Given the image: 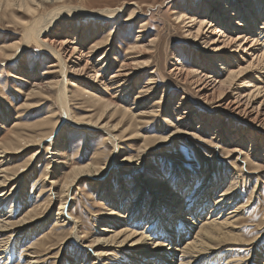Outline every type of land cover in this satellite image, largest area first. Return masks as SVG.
Wrapping results in <instances>:
<instances>
[{
  "label": "bare ground",
  "instance_id": "obj_1",
  "mask_svg": "<svg viewBox=\"0 0 264 264\" xmlns=\"http://www.w3.org/2000/svg\"><path fill=\"white\" fill-rule=\"evenodd\" d=\"M4 1L5 7L12 6L13 0L12 2L10 0H0V5ZM18 1H21L20 4H17L19 7L15 6V8H19L20 10L23 7L27 12L30 11L35 15L39 13V10H44L46 4H49V7L52 9L51 13L46 16V19L44 18L34 26L32 31L30 30V35L32 36V40L38 44V47L48 57L51 56L54 59L49 68L58 67V70L56 69V73L53 71L43 72L45 78H41L40 80H36L34 76L33 79L32 75L31 77L29 75L23 77L33 79V82H31L33 87L31 91L32 97L49 100L53 94H56L63 117H65L63 119L70 126L68 131L79 128L82 131L102 133L104 144H111L112 146L109 155L106 154L105 156L104 152L96 153L95 151L91 158V164L87 163L84 166L71 168L70 174L64 177L58 194L53 193V191H56L54 190L57 187L56 183H49L51 188H49L50 193L48 198L50 201L44 206L29 209L25 218L21 216L22 218L15 222H11V217H6L8 214L4 216V220L1 215L4 213V207L9 198L21 186L20 184L24 182L22 179L27 176L30 168L37 164L38 158L41 156L36 159L33 165L31 160L39 155L40 150L34 153L22 168L18 166V170L14 166L16 170L9 172L8 168H3L0 165V188L5 187L7 182L13 181L11 178L21 179L18 185L12 189L10 187L11 190L8 193L0 194V256L5 254V249L2 251L5 247L3 245L6 242L9 243L11 240L5 236L7 233L11 232L14 234L11 238L22 235L27 240L38 232V234H41L39 239L38 236L36 239L33 238L34 241L24 248L26 252L24 254L26 259L24 264H41L43 262L41 261V257L47 254L45 252L51 250L52 246H57L58 248V252L54 258V262L57 264L59 255L66 250L67 245L72 244V242L79 245L83 239H86L83 235L81 236V226L78 223V218H72L65 211V206L71 201L68 196L70 189H74L76 185H80L84 180L92 187V190L98 191L100 188L105 190L107 184H104V182L106 181L105 177L109 176L108 172L112 169L114 170V168L115 170L119 169L117 167L119 165L123 166L122 164H129L124 167H127L130 173H132L131 175L134 176L133 181L137 187L132 185L129 190H119L121 193H117L114 197L112 191L105 192L101 201L105 202L107 200L109 203L111 202V205L105 209L102 215L100 214L104 220H100L99 224H106L107 226L90 243L91 246H96V250L93 252L98 255L94 256V254L93 256L97 259V256L100 255L105 257V260H119L124 256L127 259H125L126 262L129 264H218L213 262V259L217 250L222 245L241 246L243 247L242 251L247 252L254 248L253 245L264 243L263 233L257 234L251 239L246 238L245 234H243L244 227L253 228L254 230L250 231V233L259 232L260 228L264 227V222L261 221L255 225L253 222L248 221L253 218L246 219L244 222L242 221V217L247 214V210L256 200L258 189L261 186L260 178L262 179L264 174V12H256V8H263L262 4H257L255 7V4H252L249 0H229L226 8L223 10L225 11V18L220 20L222 17L220 12L222 11H218L219 8L215 5L212 9L210 5L212 3L211 0H205V4L202 7L200 6V8L208 9V14L205 12L198 13L200 20L197 22L196 19L193 20V17H188L187 19L189 21L186 24L192 25L187 27L185 24L186 29L195 28V35L185 31L188 37L200 43L203 46V52L211 54L206 58L213 62V66L219 64L221 74L206 69L202 63L199 68L188 70L177 59H173L175 64H172V70L175 71L176 75L180 76L183 82H190L197 90L198 98L203 103L210 104L211 107L213 106L214 112L220 111V108H223L229 115L246 120L251 124V127H248V132L235 129L225 138L224 134H219L222 131L220 130L222 124L220 121L219 126L214 131V136L211 139H206L202 138L201 134L204 135L207 134L205 132L210 133L213 131L214 122L210 118L202 116V118H199L197 127L194 126V123L197 122L195 118L198 116V111L190 109V104H188L189 107L186 108V111L177 115L175 119L176 124H172L170 118H166L170 125L169 128H171L169 134H167L166 129L160 127L156 131L157 134L155 133L156 136L145 134L146 131L144 129L155 118L161 115L160 111L162 116L165 113L164 115L167 114L171 117L174 113H170L173 112L171 109L164 110L163 108L166 99V89L161 93L159 100L154 101L156 83L154 82L153 75L155 74L153 72L150 73L152 77L144 83L145 85L138 88L140 86L139 79L141 74H143V67L147 65L136 61L138 58L143 57V49L146 47L138 45L145 38L143 34L144 30H139L135 44L125 49L123 60H119L118 56L114 55V52H117L120 47L117 48L112 44V35L115 33L113 29L106 34L104 39H102L103 41H97L98 43L89 44V46L86 43H90V36L97 38L100 35L99 30L96 31V34L94 31L91 34L88 33L89 36L85 35V37H82L83 40L80 41V35L84 32V29L80 26L74 33V41L71 43L65 41L57 43L48 39L52 33L51 31L54 30V25L59 22L58 20L66 22L83 21V18L78 19V16L83 14L88 15L85 16V20L89 18L94 19L97 22L96 26H98V23H104L106 26L109 25L108 23H113L119 15H122L121 8L85 10L78 5L71 6L70 4H66L65 0ZM88 1L90 3L94 2V0ZM130 5L135 6L133 2ZM135 16L136 9L129 13L128 19L120 26L130 24L132 21L138 19ZM177 19L184 21L179 16ZM144 25L143 23L140 28H144ZM206 34L210 35V37L211 35L216 36L218 39L212 40L214 37L207 39ZM220 39L222 41L220 42V46L217 47L216 44H218ZM123 45L125 44H122L121 47ZM153 45L154 40L147 44L149 47ZM3 51L5 50L0 51V58L5 61L9 60L13 62L17 57L15 54L13 56L6 55ZM95 53L96 56L99 53L101 55L96 60L97 63L93 65L90 61ZM133 54L135 55L133 56ZM82 63L84 64L82 65ZM24 72H28V69H25ZM159 72L161 73L160 70ZM108 74H110L109 77ZM70 77L73 78L72 82L68 80ZM136 77H139V79ZM248 79H251V82H246ZM76 86L82 87L81 89H77V93L75 92L77 98L82 103V110L85 112L81 117H76L73 114L74 110H72L71 105L72 92L76 91V89L74 91L72 89L76 88ZM134 91H136V95L130 104L131 106H126L129 96L133 95ZM98 92L99 95L97 94ZM184 102V98L180 99L178 109L175 110L181 111ZM37 103L40 104L39 102ZM80 109L81 107L76 110L82 112ZM51 116L53 114L46 117L45 120L42 119L43 121L34 126V130L37 131L36 133H32L34 135L23 132L19 133L15 129L12 131L9 140L5 138L0 141V164L7 162L6 159L8 158L6 157L9 155L15 157L30 145L44 143L49 138V130L61 125L57 121V123L52 121ZM187 117H191L188 120V124L186 122ZM210 121L212 122L211 125L209 124ZM113 122L115 123L112 124ZM15 126L16 124L13 127ZM45 127L50 129L46 130L44 129ZM166 134L167 136H165ZM259 135H261L259 138L260 143L256 146L254 143L257 142L256 138ZM183 136L189 137L188 140L191 142L189 144L194 147L195 151L198 146L201 147L205 157L210 161L209 165L207 160L204 161L205 163L202 164L201 170L209 166L211 168L208 171L211 172L214 166H219L217 173L219 176H215L213 179L206 175L203 177V183L200 186L201 192L190 198L194 199L196 197L193 203H187L188 194L185 192V187L191 184L194 186L196 179L200 178V176L190 174L197 177L190 179L191 176H188L189 171H187L177 184L171 187L170 191L161 188V185H163L161 183L163 175H160L158 169L149 168L150 172L148 173V168L146 171L144 167L146 165V153H150V157L154 159L164 156L162 148L173 144L176 142V138L181 139ZM63 137L61 138L63 139ZM132 139H139L140 141L136 149V155L128 157L124 161L121 160L120 163H116L115 158L119 156V153H122L121 148L123 147L121 146V141H130ZM248 145L250 149L246 151V146ZM63 149L51 150L47 148V150L51 151L49 158H52V160L46 161L43 182L48 180V168H55L56 160L61 156ZM131 152H134V150H131ZM221 155L223 156L222 158H220ZM77 157L79 156L77 155ZM106 157H108L107 162L102 164V161ZM203 158H200V160L203 161ZM221 164L228 166L227 169L225 168V171H221ZM115 173L118 174L121 186H124L123 183L127 179L126 176L119 171ZM196 173H199V171H195ZM253 178L260 183L256 184L257 186H254L248 194V186L252 184ZM192 179L195 180L191 182ZM243 183L245 184L243 185ZM60 193L63 196L62 199ZM148 193L152 198L150 205L147 207L145 197L148 196ZM56 198L59 201V213L54 217L55 222L52 230L56 231L57 228H65L69 224H72V228L66 236L58 239L57 243L52 244V237L54 235L51 237L52 231L44 232L45 234H43L42 230H44V226H46L48 221H52L53 217L50 218L48 212L53 205L52 201ZM185 204L187 207L184 208ZM39 205L42 204L40 203ZM124 210L125 212L123 213ZM75 221L77 222V226ZM146 222H148L147 226L139 230L140 225ZM80 237L81 239H79ZM55 238L53 237V240ZM120 255V258L117 257ZM260 256H264V251L258 253L256 257L254 256L253 260L256 258L257 264H264V258L260 260ZM219 257L225 256L219 255ZM221 258H219V262ZM232 258L234 259V257ZM99 260H95L93 263L96 264V261ZM232 263H235V260ZM98 264H102L101 261ZM119 264H124V262L119 261Z\"/></svg>",
  "mask_w": 264,
  "mask_h": 264
},
{
  "label": "rangeland",
  "instance_id": "obj_2",
  "mask_svg": "<svg viewBox=\"0 0 264 264\" xmlns=\"http://www.w3.org/2000/svg\"><path fill=\"white\" fill-rule=\"evenodd\" d=\"M10 1L12 2V0ZM206 1L205 0H94L93 3H90L88 0H73V4H72V0L71 1L65 0L64 2H67L66 4H70L71 6L78 5L79 7L85 10L121 8L122 13L121 12L120 13L122 15H119L118 16L119 18L117 17L116 19L117 21L115 20L111 24L108 23L109 25H106L107 27L104 25V23H100L103 25H100L98 23V26H96L97 22L94 19L89 18L85 20V16L88 15H83V14L78 16V19L83 18L84 19L83 21L78 20L76 22H72V21L66 22V21L58 20L59 22H57L54 25V30L51 31L52 33L49 35L48 39L57 43L61 41L71 43L74 41V33L80 26H82V28L84 29V32H82V34L80 35V41L83 40L82 37H85V35L89 36V34L93 33V31L96 34V31L99 30L100 35L97 38L90 36L89 38L90 43L88 42L86 43L89 46V44L92 45L94 43L103 41L102 39H104L106 34L113 29L115 33L112 35V44L117 48L120 47L118 49L119 52L118 51L114 52V55L118 56L119 60H123L124 57L123 53L125 49H128V47L130 48L132 45H134L135 39L137 37V32L139 30H144L145 32H143V34L145 38L142 39V41L138 43V45L146 46V47H144L143 49L144 50V52L142 53L143 57L138 58L136 61L138 63L147 64V65L146 67H143L144 71L142 70L143 74H141L140 79L139 77H136L140 80V86H138V88L143 87L145 85L144 83H146V81H148V79L152 77L151 76L152 74L150 73L153 72L155 74L153 75L154 76L153 78L155 79L154 82L156 83L154 101L159 100L161 93L166 89V99L164 101L163 108L164 110L171 109V111L173 112L170 113H174L173 116L169 117L167 114L164 115L165 113H163L162 116V113L160 111L159 113L161 115L155 118L156 120L154 119V121H152V123L147 125L146 129H144V131H146L145 134L156 136L157 134L156 131L159 127L166 129L168 132L167 134H169L171 128H169L170 125L168 124L167 119L170 118L172 124H176L175 119L177 115L186 111V108L189 107L188 104H190V109H194L198 111V116L195 118L197 122L194 123V126L197 127L200 120L199 118H202V116H206L210 118L211 121L213 120L214 122L213 123L214 130L211 131L210 133L205 132L207 134L204 135L201 134L202 138L211 139V137L214 136L213 135L215 134L214 131L219 126L220 121L222 122L220 129L222 131L219 134L221 135L224 134V137L226 138L227 136L230 135V132L235 129L248 132L249 131L248 127H251V124L246 120L229 115V113L224 111L223 108H220V111L218 110L214 112L213 106L211 107L210 104L203 103V101L198 98L197 90L195 89V87L192 86L190 82H183L180 76L176 75L175 71L172 70V64H175V61H173V59H177L178 62H180L184 66V68L188 70H195V68L196 69L199 68L200 64L202 63L203 65H205L206 69H210L212 70V72L214 71L221 74L220 67L218 66L219 64L213 66L212 64L213 62L206 58L209 57L211 54L209 55L203 52L202 51L203 46L200 45V43L195 42L194 39L191 40L192 38L188 37L187 34V32H189L195 35V30H194L195 28L194 29L191 28L189 30L186 29L188 26L192 25V24H188V25L186 24L189 21L187 20L188 17L189 18L193 17L194 18L193 20L196 19L197 22L200 20L198 13L205 12L206 14H208L209 12L208 9L200 8V6L202 7V5H204ZM249 1L252 2V4H255V7L257 4H262L263 8L257 6L258 8H256L257 10L256 12H261V11L264 12V0H255V1L249 0ZM20 2L21 1L16 0L15 2V0H13L12 6L10 7L8 6L5 7V1L0 5V48H2L0 49V51L4 49L5 50L3 51L5 52L4 54L10 56H13L15 54L17 56L13 62H10L9 60L5 61L4 59L0 58V141L4 140L5 138L9 140V137L12 135V131H14L15 129L16 132L19 133L20 132H23L25 134L36 133L37 131L34 130L35 129L34 126L40 123L41 121H43L42 119L45 120L46 117L50 116L51 114H53V116H51L53 119L52 121L54 122L57 121L58 123H61V125H59L55 129L54 128L50 129L48 127H45L44 129L46 130L50 129L49 130L50 135L49 138L45 140L44 143L34 144L33 146L30 145L24 148L15 157L11 155L7 157L5 156L6 158H8L6 159L7 162H3V164L2 163L0 164L3 166V168L5 167L8 168L9 172L10 171L12 172L16 169L18 170L19 169L18 166L22 168L24 165L27 164L31 156H33L34 153L40 150L39 155L37 157L32 158L31 160V163L33 165L36 162V159L39 156H41L38 158L37 164L34 167L30 168L31 172L29 171L27 173V176L24 179H22V181L24 182L21 183L20 184L21 186L17 188V191H15L12 194V196L9 198V201L4 207L5 208L4 213H2L1 217H3L4 220L5 219L4 216L8 214V216L6 217H11L12 218L11 222H15L20 218H22L23 216L25 218L27 216L29 209L31 210L33 207L35 208L37 206L39 207L44 206L47 202L50 201L48 198L50 193L49 188H51L49 186V183L51 182L56 183L57 187L54 188V190L56 191H53V193L58 194L59 190L61 189L63 179L65 176H68L70 174L69 171L71 170V168L76 166H84L87 165V163L91 164V158L94 155L95 151L96 153L104 152L105 156L106 154L109 155L112 146L111 144L110 145L104 144L103 142L104 137L102 133L82 131L79 128H75L71 131H68V128L70 126L63 119L65 117H63L62 109L57 100L56 94H53V96L49 100L44 98L32 97L33 95H31V91L33 90V87L31 85L32 84L31 82H33V79L35 78L36 80H40L41 78H45V76H43V72L45 71H50V72L53 71L56 73V71L58 70V67L49 68V66L52 64L54 59L51 56L48 57L47 54L41 48L38 47V44L35 43L34 40H32L31 38L32 36L30 35V32L33 30L34 26L37 25L40 21H42L44 18L46 19L47 18L46 16H48V14L51 13L50 11H52V9L49 7V4H46L44 10L43 9L39 10V13L35 15L30 11L27 12V10L24 9L23 7L20 8V10L19 8H15V6L19 7V5L17 4L18 3L20 4ZM131 2H133L135 6L130 5ZM211 2L212 3H210V5L212 7L211 6L210 7L212 9L214 8L215 5L218 6L219 8L218 11H222L220 12V15L222 16L220 20L225 18L224 17L225 11L223 10L226 8V4L229 2V0H217V1L211 0ZM134 9H136L135 17H138V19L132 21V23L130 24L120 26L124 21L128 19L129 13ZM178 16L184 19V21H181V19L179 21V19H177ZM143 23L145 24L143 26L144 28H140V26L143 25ZM185 24L187 25V27H185L186 26ZM203 35H205V33H203ZM206 36L207 39L209 38L212 39L213 37L214 38L212 40H215L216 38L218 39V37L216 36L211 35L210 37V35L208 36V34H206ZM153 40H154V45L152 47L147 46V44ZM221 41L222 39H220L218 44H216L217 47L220 46ZM122 44L125 45L121 47ZM100 55L101 53H99L96 56L95 53L92 56L90 62L93 65H95L97 63L96 60L99 58ZM134 55L135 54H133V56ZM83 64L84 63H82V65ZM25 69L26 70L28 69V72H24ZM159 70L161 71V73L159 72ZM28 75L30 77L32 75V78L33 76L34 78L33 79L30 77H29L30 79L23 78ZM109 76L110 74H108V77ZM72 79H73L72 77L68 78L70 82L73 81ZM249 81L251 82V79L246 80V82ZM79 88L81 89L82 87L76 86V88L72 89V91L76 89V91L72 92V102H71L72 110H74L73 114L76 117H81L82 115L85 114V112H83L84 110H82L83 109L82 103L79 100V98H77V94H76L77 89ZM94 94L96 93L94 92ZM97 94L99 95V92ZM135 95H136V91H134L133 95L129 96V99L127 101L128 104H126V106L127 105L131 106L130 104L133 102ZM182 98H184L185 101L184 106L181 107V111L180 110L176 111L175 109H178L177 107L179 106L180 99ZM37 102H39L40 104H38ZM80 107H81L80 110L82 112L76 110L77 108L79 109ZM190 118L191 117H187L186 120L187 124L189 123L188 120H190ZM211 121L209 123L210 125L212 124ZM114 123L115 122H113L112 124ZM15 124L16 126L13 127ZM167 134L165 136H167ZM61 137H63V139ZM260 137L261 135H259V137L256 138L257 142H255L254 145L256 146L259 145ZM188 139H189L188 136H183L181 137V139L176 138L175 139L176 142L162 148L164 156H159L156 159L151 158L150 153H146L147 166L145 165L144 167L146 168V171L148 168V173L150 172L149 168L158 169L160 175L161 174L163 175V179L161 180V183L163 185H161V188L170 191H171V187L177 184V182L181 177H183L185 172L189 171L188 176L190 174L200 176V178H197L195 176L190 175L191 176V177L189 176L190 179L197 178L196 183H194V186L193 184H191L190 186L187 185L185 187V192H187V194L190 195V196L187 195V201H188L187 203H191V202L193 203L196 197L194 199H190V198L193 197L194 195L195 196L198 195L201 192L200 186L203 183L202 182L203 177L206 175L207 177H212L211 179H213L215 176L216 177L219 176L217 175L219 166H214L211 172L208 171L211 168L209 166H207L206 169L201 170L202 164L205 163L204 161H206L207 158L205 157L202 148L198 146L195 151L194 147L189 144L191 142ZM139 144H140L139 139H132L130 141H121V146L123 147L121 148L122 153H119L118 154L119 156L115 158L116 163H120L121 160L124 161L128 157H132L136 155L137 153L136 149L139 146ZM47 148L51 150H61V148L64 149L61 156L58 157V159L56 160L57 163L55 168L50 167L48 168L49 170L47 169L49 173L47 178L48 180L43 182L44 179L43 172L46 167V161L52 160V158H49L51 156L50 154L51 151L47 150ZM249 149L250 146L249 145L246 146V151ZM131 150H134V152H131ZM196 153L198 154V156ZM77 155L79 157H77ZM222 157L223 156L221 155L220 158ZM107 158L108 157H106L105 160L102 161V164L107 162ZM200 158H203V161H201ZM11 159H13L14 161ZM207 161L209 165L210 161L209 160ZM122 165L123 166L119 165V167H117L119 169L115 170L114 168V170L115 172L119 171L121 174L126 176L127 179L125 180V183H123L124 186L123 185L121 186L120 180L118 179V174L115 173L114 170L112 169L111 171L108 172L109 176L106 175L107 177H105L106 181L104 182V184H107L105 190H103L102 188H100L98 191L92 190V187L89 184H87V182L84 180L82 181V183H80V185H76L74 189L73 188L70 189V194L68 196L70 197L71 201L65 206V211L68 212V214L71 215L72 218H76V219L78 218L77 219L78 223L81 226V236L83 235L84 237H86V239L87 238L88 239L87 240L83 239V241H81L79 245L73 242L72 244L67 245L66 250H64V252H62L59 255L57 264H95L93 262H95V260L98 259L100 260L96 261V264H98V262L100 261L102 264L105 263L119 264V261L124 262V264H129L126 262L127 259L123 256V254L121 255L124 258L123 257L120 258L121 255L117 256L120 258L119 260H113V259L105 260V257H102L100 255L97 256L98 257L97 259L94 256L98 254L93 252L96 250V246L90 245V243L93 242V240L97 237V235L101 234L100 231L106 228L107 226L106 224H99L100 220H104L103 218H101L102 213L105 212V209L109 208L108 207L109 205H111V202L109 203L107 200H105V202L101 201L105 195V192L112 191L114 197L117 193H121V191L119 190H123V191L125 189L129 190L132 187V185H134V187H137V185L133 181L134 176L131 175L132 173H130V170L127 169V167H124V166H128L129 164L128 165L122 164ZM14 166L16 169L14 168ZM227 167L228 166H226L225 164H221V171H225ZM197 170L199 171V173L195 174V171ZM11 179L13 181L7 182V184L5 183L7 188L6 186L5 187L1 186L2 188H0V194L8 193L9 190H11L13 187H15L21 182L20 178H14V179L11 178ZM194 180L195 179H192L191 182H193ZM260 181H261L260 184L261 186L258 189L256 200L254 204L247 210L246 212L247 214L242 217L243 222L249 218H253L252 220H248V221L253 222V224L255 225L259 224L261 221L264 222V215H263L264 174L262 176V179L260 178ZM259 183L260 182H258V180H255V178H253L252 184L249 185L250 187L248 186L247 193L249 194L252 191L253 187L257 186L256 184ZM244 184L245 183H243V185ZM122 187H124V189H122ZM60 196H62L61 193ZM62 198L63 196L61 197V199ZM151 198L152 197L149 196V193L148 196L145 197V202L147 204V207L151 203ZM57 200L58 199L56 198L52 201L53 205L51 206L48 212V216L50 218L53 217L52 221L50 222L48 221L49 224L46 223V226H44V230H42L43 234H45L44 232L52 231L50 234L51 237L53 234H54L53 235L54 238L56 236V238L54 239L55 241L53 240L52 237V244L57 243L58 239H61L62 237L66 236V234H68L70 232V229L72 228V224H69L65 226V228H57L56 229L57 232L55 230H52L53 229L52 227L54 226V222H55L54 217L57 213H59L58 212L59 201ZM40 203L42 205H39ZM185 207H187L186 204L184 208ZM124 212L125 210L123 211V213ZM60 220H64V219H60ZM147 223L148 222L140 225L139 230L144 229V227L147 226ZM75 224L77 226L76 221ZM253 230H254L253 228L251 229L244 227L243 234H245V237L246 238L248 237V239L255 237L257 234L260 235L261 233H263L262 235H264V227L260 228L259 232L250 233V231ZM34 235L35 236H31V238H29L30 240L29 239L25 240L22 235L20 236L17 235L14 238H11L14 236V234H12L11 232L7 233L5 236L9 237L11 240L9 243L6 242V244L3 245L5 247L2 249V251L5 249L4 250L5 254L0 256L1 257L0 264H7V263L24 264V262L26 261L24 256L26 252L24 248L27 245H29L30 242L32 243L34 241L33 238L36 239L38 236L39 239V237L41 236V234H38V232H36ZM90 237H92V239H90ZM79 239H81V237ZM86 244H88L89 246ZM263 245L264 243L262 244L257 243L256 245H253L254 247V248L252 247L253 249L248 250L247 252L242 251L243 247L241 246L233 247L231 244H226L225 247L224 245H222L220 249L217 250V253L214 256V259L216 258L217 259L216 260L213 259V262L218 264H226L227 262L231 261L228 264H257L256 262L257 259L254 258L253 260V257L254 256L256 257L258 253L264 251ZM9 247L11 248L9 249ZM57 252H58L57 246L55 247L52 246L51 250L45 252L47 254L41 257L42 259L41 261H43L41 264L44 263L55 264L54 258ZM219 255L225 257L221 258L219 257ZM232 257H234V259ZM219 258H221L220 262H219ZM263 258L264 256H260L259 259L262 260ZM234 260L235 263H232Z\"/></svg>",
  "mask_w": 264,
  "mask_h": 264
}]
</instances>
